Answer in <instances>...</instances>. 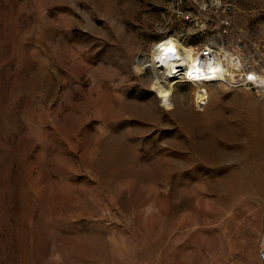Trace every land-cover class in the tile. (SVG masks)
Instances as JSON below:
<instances>
[{
  "label": "rangeland",
  "instance_id": "obj_1",
  "mask_svg": "<svg viewBox=\"0 0 264 264\" xmlns=\"http://www.w3.org/2000/svg\"><path fill=\"white\" fill-rule=\"evenodd\" d=\"M234 1L264 40V0ZM168 2L0 0V264L258 263L264 87L159 98Z\"/></svg>",
  "mask_w": 264,
  "mask_h": 264
},
{
  "label": "built area",
  "instance_id": "obj_2",
  "mask_svg": "<svg viewBox=\"0 0 264 264\" xmlns=\"http://www.w3.org/2000/svg\"><path fill=\"white\" fill-rule=\"evenodd\" d=\"M162 10H167V17H172L171 28H177V31L170 32V28L163 27V18H160L157 24L160 31L164 33L163 38L168 39L169 33H177L179 39L184 40L187 37L210 33L213 41L209 40L207 53H214L216 41L224 40L225 50L230 55L231 62L234 63L229 66L233 77L232 86L264 87V83L258 79L262 74L264 77V40L244 37L240 30L233 27L234 0H171ZM190 10H197V17H190ZM207 19H215L216 28H208ZM184 27H186L185 30ZM229 37L233 38L229 40ZM155 43L152 47H155ZM196 44L192 46L196 48ZM177 68L180 69L181 66ZM206 72L205 54H201L195 59V70L188 72L192 74L193 86L194 80H201L205 84L210 82ZM206 98L207 94H204L199 100H195V103L203 104ZM257 262V264H264V233L258 240Z\"/></svg>",
  "mask_w": 264,
  "mask_h": 264
},
{
  "label": "bare ground",
  "instance_id": "obj_3",
  "mask_svg": "<svg viewBox=\"0 0 264 264\" xmlns=\"http://www.w3.org/2000/svg\"><path fill=\"white\" fill-rule=\"evenodd\" d=\"M190 17H197V10H190ZM167 19L169 20L167 24H172V17H168ZM164 22L166 21L164 20ZM207 27L216 28V20L207 19ZM177 37L169 36L168 39L163 38L157 41L155 47H152L149 59L141 66L142 68L152 69V73L155 76L152 85L159 98L165 101L166 98L170 96L172 84L192 82V74L188 72L195 70V59L201 54H205V66L207 67L206 76L210 81H219L221 79L232 81L233 77L229 66L234 65V63L231 62L230 55L223 47L214 48V53H207L209 46L196 49L191 45H184ZM169 45L174 49V52L165 53L162 51V47L167 48ZM179 66H181L180 69L177 68ZM159 74L161 77H159ZM258 79L261 83H264V77L259 76ZM198 82H201V80H194V83ZM204 84V82H201L200 88V90L203 91V95Z\"/></svg>",
  "mask_w": 264,
  "mask_h": 264
},
{
  "label": "snow or ice",
  "instance_id": "obj_4",
  "mask_svg": "<svg viewBox=\"0 0 264 264\" xmlns=\"http://www.w3.org/2000/svg\"><path fill=\"white\" fill-rule=\"evenodd\" d=\"M162 51H164L165 53H169V52H174V49L171 47V45H169L167 48L162 47ZM158 59H162V58H158Z\"/></svg>",
  "mask_w": 264,
  "mask_h": 264
}]
</instances>
